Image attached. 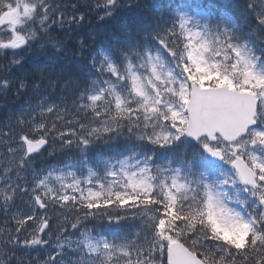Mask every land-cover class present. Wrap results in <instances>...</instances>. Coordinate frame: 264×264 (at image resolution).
Instances as JSON below:
<instances>
[{
    "label": "snow or ice",
    "instance_id": "snow-or-ice-1",
    "mask_svg": "<svg viewBox=\"0 0 264 264\" xmlns=\"http://www.w3.org/2000/svg\"><path fill=\"white\" fill-rule=\"evenodd\" d=\"M0 59V264H264V0H0Z\"/></svg>",
    "mask_w": 264,
    "mask_h": 264
},
{
    "label": "rangeland",
    "instance_id": "rangeland-1",
    "mask_svg": "<svg viewBox=\"0 0 264 264\" xmlns=\"http://www.w3.org/2000/svg\"><path fill=\"white\" fill-rule=\"evenodd\" d=\"M223 1L226 2L227 0H223ZM80 2L84 3V0H80ZM92 2L95 3V0H92ZM92 15H94V13H93ZM91 24H92V26L94 27V25H93L92 22H91ZM17 102H18V103H17ZM19 103H21V102H20V101H17V99L12 100L9 104L0 103V120L6 118V117H5V112H6V111H7L8 113H10L14 108L18 107L17 104H19ZM15 104H16V106H15ZM0 223H2V222H0ZM53 229H54L53 231H55V227H54ZM69 231H71L70 228H69ZM50 251H51L50 248L45 247V248H44L43 250H41L40 252H38V253L35 252V254H34V255H35V258L31 257V259L37 261L38 264H39L40 261H43V259H46L47 254H48V252H50ZM36 253H37V255H36ZM36 256H38V257H36ZM25 259L28 260L29 258H28V257H25Z\"/></svg>",
    "mask_w": 264,
    "mask_h": 264
},
{
    "label": "trees",
    "instance_id": "trees-1",
    "mask_svg": "<svg viewBox=\"0 0 264 264\" xmlns=\"http://www.w3.org/2000/svg\"><path fill=\"white\" fill-rule=\"evenodd\" d=\"M140 2L143 4L145 2V0H140ZM155 2L160 3V4H164V5H166L168 3L167 0H155ZM215 2L218 3L221 6H229V5H231L233 3V0H229V2H227V5L222 3V0H215ZM96 24H97V22H96ZM95 25H94V27H95ZM114 26H118V24L117 25H109L108 27H109V29H111ZM60 159H61V156L58 154L56 159L51 160V163L56 164L58 162V160H60Z\"/></svg>",
    "mask_w": 264,
    "mask_h": 264
},
{
    "label": "bare ground",
    "instance_id": "bare-ground-1",
    "mask_svg": "<svg viewBox=\"0 0 264 264\" xmlns=\"http://www.w3.org/2000/svg\"><path fill=\"white\" fill-rule=\"evenodd\" d=\"M18 103V102H17ZM17 105H19V104H17ZM15 106H16V104H15ZM60 158V157H59ZM54 230V229H53ZM36 257H38V256H36Z\"/></svg>",
    "mask_w": 264,
    "mask_h": 264
}]
</instances>
